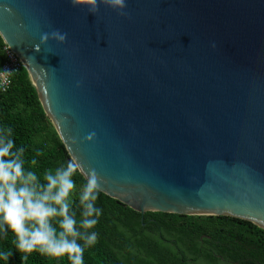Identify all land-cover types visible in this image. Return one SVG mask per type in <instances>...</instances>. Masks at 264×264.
Returning <instances> with one entry per match:
<instances>
[{
  "label": "water",
  "instance_id": "obj_1",
  "mask_svg": "<svg viewBox=\"0 0 264 264\" xmlns=\"http://www.w3.org/2000/svg\"><path fill=\"white\" fill-rule=\"evenodd\" d=\"M126 2L0 0V38L101 193L264 230V0Z\"/></svg>",
  "mask_w": 264,
  "mask_h": 264
},
{
  "label": "trees",
  "instance_id": "obj_2",
  "mask_svg": "<svg viewBox=\"0 0 264 264\" xmlns=\"http://www.w3.org/2000/svg\"><path fill=\"white\" fill-rule=\"evenodd\" d=\"M3 59L0 38V65ZM11 80L10 87L0 91V126L13 129L17 147L25 148L27 159L37 160L34 170L42 175L47 169L65 164L68 155L41 107L25 68ZM75 179L79 189L85 179L79 173ZM96 203L102 209L94 229L98 241L85 250V264H188L187 258L197 264H264V230L248 221L161 212L141 215L101 192ZM76 210L79 219L80 210L78 207ZM142 217L145 229L141 227ZM160 236L174 239V247L164 244ZM12 238L10 232L7 237L0 236V248L13 250L9 260H0V264H23ZM27 264L70 262L66 258L55 260L34 253Z\"/></svg>",
  "mask_w": 264,
  "mask_h": 264
},
{
  "label": "clouds",
  "instance_id": "obj_3",
  "mask_svg": "<svg viewBox=\"0 0 264 264\" xmlns=\"http://www.w3.org/2000/svg\"><path fill=\"white\" fill-rule=\"evenodd\" d=\"M71 3L73 7H87L92 14H97L103 4L127 15L126 0ZM49 38L46 33L41 42ZM51 38L63 43L67 34L54 31ZM95 138L93 132L85 140L93 142ZM36 164L35 158L27 159L24 147H17L13 129L0 126V236L12 234L11 243L21 253L23 264L34 253L55 260L66 258L70 264H85V250L98 241L94 229L102 215L96 203L102 191V178L94 169L85 170L78 159L47 169L42 175L34 170ZM82 171L86 180L78 189L75 177ZM12 255L11 248H0V260L7 262Z\"/></svg>",
  "mask_w": 264,
  "mask_h": 264
},
{
  "label": "built area",
  "instance_id": "obj_4",
  "mask_svg": "<svg viewBox=\"0 0 264 264\" xmlns=\"http://www.w3.org/2000/svg\"><path fill=\"white\" fill-rule=\"evenodd\" d=\"M4 59L0 65V91H6L11 85L12 76L17 73L21 68H24L23 64L17 57V55L3 43ZM4 71H12L11 74H5Z\"/></svg>",
  "mask_w": 264,
  "mask_h": 264
},
{
  "label": "flooded vegetation",
  "instance_id": "obj_5",
  "mask_svg": "<svg viewBox=\"0 0 264 264\" xmlns=\"http://www.w3.org/2000/svg\"><path fill=\"white\" fill-rule=\"evenodd\" d=\"M140 223H141V227L143 228V229H145L146 228V226H145V223H143V217L142 218H140ZM144 232H145V230H144ZM160 237H162V236H160ZM162 242L164 243V244H167V245H170V246H173L174 247V239H166V238H163L162 237ZM178 255L181 257V259H183V254H181V251H180V253H179V251H178ZM185 259V258H184ZM187 260V262L186 263H188V264H197L196 262H194L193 260H191V259H186Z\"/></svg>",
  "mask_w": 264,
  "mask_h": 264
},
{
  "label": "rangeland",
  "instance_id": "obj_6",
  "mask_svg": "<svg viewBox=\"0 0 264 264\" xmlns=\"http://www.w3.org/2000/svg\"><path fill=\"white\" fill-rule=\"evenodd\" d=\"M67 155H68V154H67ZM67 160H68V161L71 160L69 156H68ZM191 216H197V215H191ZM202 217H203V216H202Z\"/></svg>",
  "mask_w": 264,
  "mask_h": 264
}]
</instances>
